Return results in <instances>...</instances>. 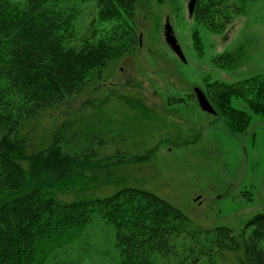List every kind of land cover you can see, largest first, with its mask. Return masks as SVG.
Listing matches in <instances>:
<instances>
[{
  "label": "trees",
  "instance_id": "16d2710c",
  "mask_svg": "<svg viewBox=\"0 0 264 264\" xmlns=\"http://www.w3.org/2000/svg\"><path fill=\"white\" fill-rule=\"evenodd\" d=\"M221 6L227 11V0H197L191 16L221 30L232 20ZM141 8L142 0H0V264H50L58 248L98 218L115 229L122 264H264V212L241 231L195 227L157 192L121 187L110 168L106 180L88 179L89 171L112 163L97 157L93 143L102 139L86 135L90 142L78 150L68 140V120L59 125L68 115L62 106L92 92L112 62L139 49ZM194 37L200 45L197 30ZM247 83L213 82L206 91L238 134L251 114L233 98L264 116V79L251 84L254 97ZM91 182L118 188L79 196ZM73 192L71 200L60 196Z\"/></svg>",
  "mask_w": 264,
  "mask_h": 264
},
{
  "label": "rangeland",
  "instance_id": "374dc122",
  "mask_svg": "<svg viewBox=\"0 0 264 264\" xmlns=\"http://www.w3.org/2000/svg\"><path fill=\"white\" fill-rule=\"evenodd\" d=\"M189 1L142 0L145 27L139 49L112 62L104 84L62 106L68 115L59 125L68 120V140L78 150L90 142L86 135L102 139L100 146L91 143L98 158L112 163L89 171L88 179L97 174L106 180L110 168L116 180L122 179L121 187L157 192L179 206L195 227L241 231L264 212V116L252 112L244 98H233V106L251 114L246 132L235 133L216 106V113L201 108L195 89L206 93L213 82L248 80L252 95L251 84L264 79V0H227L228 10L221 9L232 20L221 30L191 16ZM168 16L186 62L165 40ZM48 123L46 119L44 126ZM149 151V158L135 160ZM96 184L91 182L79 196L106 195L118 188ZM76 194L60 196L71 200ZM54 253L50 264H122L115 229L101 218Z\"/></svg>",
  "mask_w": 264,
  "mask_h": 264
},
{
  "label": "water",
  "instance_id": "95a60500",
  "mask_svg": "<svg viewBox=\"0 0 264 264\" xmlns=\"http://www.w3.org/2000/svg\"><path fill=\"white\" fill-rule=\"evenodd\" d=\"M197 0H190L189 1V12L192 15L195 7H196ZM164 37L166 42L169 44L171 49L183 60L187 61V58L185 56V53L183 51V48L175 34L174 26L172 24V21L170 17L168 16L165 21L164 25ZM196 95L199 101V104L201 108L205 111L211 112V113H216V110L214 106L212 105L211 101L209 100L208 96L206 93L199 87L195 89Z\"/></svg>",
  "mask_w": 264,
  "mask_h": 264
}]
</instances>
